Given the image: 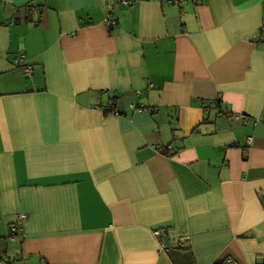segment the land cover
<instances>
[{
	"label": "crops",
	"instance_id": "obj_1",
	"mask_svg": "<svg viewBox=\"0 0 264 264\" xmlns=\"http://www.w3.org/2000/svg\"><path fill=\"white\" fill-rule=\"evenodd\" d=\"M263 16L0 0V264H264Z\"/></svg>",
	"mask_w": 264,
	"mask_h": 264
},
{
	"label": "trees",
	"instance_id": "obj_2",
	"mask_svg": "<svg viewBox=\"0 0 264 264\" xmlns=\"http://www.w3.org/2000/svg\"><path fill=\"white\" fill-rule=\"evenodd\" d=\"M163 1H168V0H163ZM171 1L174 2L175 0H171ZM182 1H184V0H176V2H178V3H182ZM26 7H28V20L37 24L38 20H40V18L42 16V10H43L44 6L31 3V4H28V6H26ZM33 14H37V19L34 18ZM20 62H21V65H22L21 67L24 69V67H23L24 63L21 61V57H20ZM24 74H25V71H24ZM33 74H34V71H33ZM32 76L26 75V77H28V78H30ZM122 100H124V98H123V96L121 97V95H117L116 93L111 95V97L109 98V106L106 107V112H118V113H121L120 110H118V109H120V107L122 105ZM137 107L143 109L144 106L143 107L137 106ZM11 225H14V223L11 224ZM18 233H19V231L11 230L10 237L14 238V237H16V235H18ZM162 233H163V238H164L165 232L163 230H162ZM184 244L181 247H183ZM3 258L5 259L4 256H3ZM5 262H3V263H5ZM0 263H2V262H0Z\"/></svg>",
	"mask_w": 264,
	"mask_h": 264
},
{
	"label": "built area",
	"instance_id": "obj_3",
	"mask_svg": "<svg viewBox=\"0 0 264 264\" xmlns=\"http://www.w3.org/2000/svg\"><path fill=\"white\" fill-rule=\"evenodd\" d=\"M261 40H264V16H263V21H262V26H261ZM20 57H21V61L24 63L23 67H24L25 74L28 75V76H32L33 75V71H34V66L27 62V57H26L25 54H21ZM18 218L21 221H23L26 218V215L20 214L18 216ZM11 228L14 231H19L22 228V226L20 224H14ZM153 233L158 238V240L160 241L161 249L164 250V251H169L170 247L167 246L166 243L163 240L162 229H156V230H154ZM186 240H187L186 237L180 238V245L182 246L186 242ZM0 262H2V263L5 262V259L3 258V256L1 254H0Z\"/></svg>",
	"mask_w": 264,
	"mask_h": 264
}]
</instances>
